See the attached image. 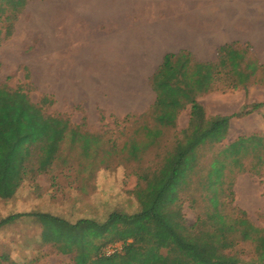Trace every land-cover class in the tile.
I'll return each mask as SVG.
<instances>
[{"label": "trees", "instance_id": "16d2710c", "mask_svg": "<svg viewBox=\"0 0 264 264\" xmlns=\"http://www.w3.org/2000/svg\"><path fill=\"white\" fill-rule=\"evenodd\" d=\"M31 1L0 0V46L13 36L20 15ZM234 51H220V56L228 54V66L238 69L242 56L237 53V57ZM247 63L245 59L243 65ZM150 85L156 95L154 106L142 116L122 119L117 139L92 134L85 123L71 126L59 116L47 115L22 90H0V140L9 142V146L12 141L17 146L34 144L55 131L60 142L56 167H78L80 180L74 191L61 183L66 190L44 193L31 184L24 192L40 200L56 201V193L61 191L60 203L71 211L70 218H65L45 208H16L10 195L13 185L0 171V236L4 238L0 264H35L28 256L34 245L51 246L60 255L71 256L72 264H116L120 259L122 264H168V256L159 262L153 261L148 252L133 256L141 250L150 252L148 247L125 244L111 259L105 256V250L134 237L142 238V245L155 241L148 229L164 226L165 217L186 203L197 214V223H207L212 232L202 243L195 235L194 241L179 250L182 260L176 264H188V259L190 264H264V228L257 227L234 205L238 168L245 166L246 156L252 154L256 170L264 168V133L243 136L226 145L230 122L241 115L210 117L199 102L209 95L234 91L221 65L180 58L161 66ZM258 107L263 106L254 109ZM188 109L187 128L180 130L179 119ZM26 119L31 123L26 124ZM142 132L147 138L141 137ZM119 176L123 188L131 177L136 178V187L123 189L118 185ZM56 181L60 184L62 179ZM112 184L116 195L106 191ZM98 194L102 200L96 201L92 196ZM19 228L27 232L16 234ZM35 229L39 233L28 237ZM25 246L27 251L23 250ZM225 247L230 250L228 260L212 263L210 257L226 253Z\"/></svg>", "mask_w": 264, "mask_h": 264}, {"label": "rangeland", "instance_id": "374dc122", "mask_svg": "<svg viewBox=\"0 0 264 264\" xmlns=\"http://www.w3.org/2000/svg\"><path fill=\"white\" fill-rule=\"evenodd\" d=\"M53 2H55V0L31 1L26 10L20 15L13 36L0 46V90H22L24 94L29 96V100L41 107L47 115L59 116L63 118L64 121L71 124V126H80L85 123L90 133L108 134V136H111L113 139H117L121 136L119 131L122 129L118 127V125L122 120L116 119V117L100 116V114L95 112L98 111L97 100L100 102L97 90L101 84H99V80L94 79H98L100 76L101 67L105 68L107 70L106 74H111L113 77L110 85V92L113 94L111 95V99L120 100L122 95L114 94L117 92V89L129 87L136 81L143 73L140 71L142 67L152 66V68H154L156 65H140L135 63H112L109 65V63H90V61H88V56H83L81 58L75 57L76 61L74 63L66 62L68 61L66 60L67 54L63 51L58 53L59 50H57L55 45V36L57 35L58 29L57 19L61 18L59 13L68 15L72 10L59 12L54 8L56 4ZM258 2H260V0H258ZM82 12L87 14L85 16H79H84L85 18L91 16L86 4L82 8ZM83 19L84 18H80V20ZM83 21L85 23L87 22L86 19ZM92 43L97 44L98 41H92ZM63 49L64 48H61V50ZM235 50L234 53L237 57H239L237 53L242 56L241 68H238L237 72L230 71L226 62L229 56L228 54L224 55V57L223 55L220 56L221 58L223 57L222 62L225 59L224 77L227 78V81L232 83L234 90L239 89L241 84L255 82L257 72L260 83H263V73L254 70L256 67V64L253 63L254 58L249 54L244 55L241 49ZM110 51L114 53L115 49L111 48ZM245 59L248 65L251 64L253 71L243 70V61ZM72 69L75 70L73 76L75 78L74 83L71 82L70 86H63V81H67V74L71 77V81H73ZM239 74L242 75L243 78L248 79L247 83L246 81L239 83L240 80L232 82L233 77H238ZM252 77L254 78L252 79ZM128 89L129 88H127L126 91ZM206 97L203 99L207 108V110L204 108L207 115L210 117L216 116V95L213 94L209 96V98ZM124 98L127 97L124 96ZM109 104L111 108L118 107L115 105L117 104L116 101L110 100ZM261 106L263 107H258L253 110L254 113L252 114L254 115L251 119L244 120L243 117L238 118V122H236L234 128L231 129V135L228 137L226 145L234 142L240 137L248 136L245 134L247 131L260 130L259 127L264 122V105ZM89 110L93 111L91 117H89L87 113ZM189 113L190 110L188 109L181 115L179 119L180 130L187 128ZM25 122L26 124L31 123L27 119ZM25 127L22 128V132L26 131ZM141 137L147 138L146 132H142ZM12 142V146H9L6 144L9 142L0 140V171L4 172L8 181L13 185L14 190L11 189L10 192L12 205L17 204L16 208H21L23 210L45 208L55 215H61L65 218L69 217L71 211L60 203L62 200L61 191L56 193V201H49L48 198L40 200L33 194H24L31 184L34 186L38 185L44 193L54 189L66 190L64 186H72L69 188H72L74 191V189L80 185V180L77 179L78 167L72 168L71 170L63 169L60 165L56 167L59 162L56 161L55 156L60 142L55 135V131H52L48 138H39L34 144L17 146L14 141ZM244 165L245 166L238 168V173L240 172V174H238L236 178L234 187V205L245 211L250 220L257 227L264 228V168L255 169L253 166L252 154L246 156ZM244 169H246V173H241ZM128 173H130V171H128ZM257 173H260V175L258 176ZM58 177L62 179L60 184L56 181ZM61 183H63L64 186ZM136 184V178L131 177L123 188V178L119 176L118 185L122 186L125 190H133ZM243 185L248 186L249 190H254L257 198L262 201L261 207L254 205V207L250 208L243 205L242 189H240ZM69 188H67V190ZM106 191H108L110 195H116L117 193L114 189V184L110 185ZM92 198L96 201H98V199L102 200L100 194L94 195ZM114 227L116 228V226ZM190 228H195V230H190ZM19 229L20 230L16 232V234L20 233L21 235L27 232L26 228L23 230H21L22 228ZM33 232L34 235L28 237L33 238L39 233L37 229ZM148 232L154 233L156 237L155 241L142 245L143 243L141 241L143 239L134 237L109 246L105 250V256L108 259L115 257L122 252L124 245L127 244L143 248L153 247V249H165L167 252L172 251L167 263L176 264L178 260H182L181 251L179 252L180 249H183L182 247L190 243L195 235H198L195 237L199 238L198 242L202 243L207 233L211 236L212 229L207 223L198 224L197 214L193 211L191 205L186 203L181 209H174L165 217L164 226L156 229L151 227L148 229ZM3 241L4 238L0 236V243ZM32 247L33 248L28 251V256L35 260V264H72L71 256L60 255L51 246L40 247L34 245ZM27 248L28 247L25 246L23 250L27 251ZM225 249H227V247H225ZM185 250L187 251V249ZM173 252H175L174 255ZM229 253L230 250L227 249L226 253H218L217 255L211 256L210 261L212 263L226 262L228 260L226 254L228 255ZM198 260V258L195 259V261ZM120 261L117 260L116 264H122ZM189 261L190 259L186 262L190 264ZM105 263L112 264L109 262Z\"/></svg>", "mask_w": 264, "mask_h": 264}, {"label": "crops", "instance_id": "0c3cea01", "mask_svg": "<svg viewBox=\"0 0 264 264\" xmlns=\"http://www.w3.org/2000/svg\"><path fill=\"white\" fill-rule=\"evenodd\" d=\"M53 3L59 12L72 10L68 15L59 13L61 18L57 19L55 36L58 53L67 54L66 62L74 63L75 57L88 56L90 63L156 65L154 68L142 67L140 71L143 73L136 81L129 87L117 89L114 94L122 95L120 100L111 99L113 77L101 67L100 76L94 79L101 84L97 90L100 98V102L97 100L98 111H95L100 116L122 120L148 113L156 102L151 78L161 66L180 58H191L199 64H220L225 74V59L222 62L225 54L221 58L220 51L241 49L244 55L254 58V70L264 75V0H55ZM85 4L91 18L84 17L87 14L82 12ZM111 48L115 49L114 53ZM247 65L243 70L253 71L251 64ZM72 71L73 81L67 74L63 86L74 83L75 70ZM230 71L237 72V68H230ZM258 76L257 72L255 82L241 84L239 89L228 94H214L216 116L241 115L244 120L251 119L254 107L264 105V82L260 83ZM233 81L243 83L246 79L239 74L233 77ZM110 100L116 101L118 107L111 108ZM199 102L206 108L203 98ZM92 112H87L89 117ZM236 122L238 118L231 120L229 136ZM259 128L245 134L252 136L264 132V122ZM149 249L150 252L141 250L133 256H145L148 252L153 261L159 262L161 257H170L172 252Z\"/></svg>", "mask_w": 264, "mask_h": 264}, {"label": "bare ground", "instance_id": "6f19581e", "mask_svg": "<svg viewBox=\"0 0 264 264\" xmlns=\"http://www.w3.org/2000/svg\"><path fill=\"white\" fill-rule=\"evenodd\" d=\"M242 187V188H241ZM240 189H242V203L244 206H248L250 208L254 207V205L261 207L262 201L257 198L254 190H249L248 186L243 185Z\"/></svg>", "mask_w": 264, "mask_h": 264}]
</instances>
